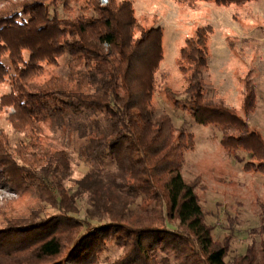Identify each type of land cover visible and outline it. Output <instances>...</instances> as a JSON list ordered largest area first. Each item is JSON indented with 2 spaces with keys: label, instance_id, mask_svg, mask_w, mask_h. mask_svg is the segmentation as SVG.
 <instances>
[{
  "label": "trees",
  "instance_id": "16d2710c",
  "mask_svg": "<svg viewBox=\"0 0 264 264\" xmlns=\"http://www.w3.org/2000/svg\"><path fill=\"white\" fill-rule=\"evenodd\" d=\"M211 35L206 25L184 38L175 58L183 98L164 93L195 124L219 130L225 152H245L244 171L264 175V136L246 121L253 88L245 81L241 112L205 97ZM162 59L161 27L143 25L130 0H0V86L9 88L0 109L11 110L10 126L23 135L12 144L0 130V183L58 211L0 221V264H98L107 245L120 250L108 264H264V240L225 261L226 242L212 238L194 184L180 174L191 135L154 113ZM46 127L77 140L88 166L70 181L71 194L70 154ZM106 163L114 168L104 171ZM77 197L88 204L83 218L72 215Z\"/></svg>",
  "mask_w": 264,
  "mask_h": 264
},
{
  "label": "rangeland",
  "instance_id": "374dc122",
  "mask_svg": "<svg viewBox=\"0 0 264 264\" xmlns=\"http://www.w3.org/2000/svg\"><path fill=\"white\" fill-rule=\"evenodd\" d=\"M130 1L143 25L160 26L162 29L163 59L155 74L154 113L168 114L174 128L190 133L192 148L183 153L180 174L186 182L194 184L205 213L204 221L212 229V238L219 243L226 242L225 261L231 262L241 256L248 245L258 247L264 240V175L244 171L248 155L240 150L225 152L219 144L221 132L195 124L187 114L173 106L164 88L169 87L178 99L183 98L185 83L175 65V58L184 38L191 35L197 26L208 25L212 35L208 67L203 75L205 97L241 112L244 83L247 81L257 102L246 121L250 128L264 136V0L239 7H220L203 2L186 5L173 0ZM64 61V58L59 60L58 70H63ZM161 75L164 76L162 80ZM8 91V86H0V95ZM8 111L11 110L0 109V130L14 144L23 135L10 126ZM44 135L70 154L71 174L64 184L69 188L72 185L70 181L79 179L88 170L78 156L77 140L70 143L67 136L62 138L59 132H50L47 127ZM103 168L104 171L112 170L114 166L106 163ZM75 189L72 185L70 194ZM74 205L77 212L72 215L83 218L88 208L86 198L77 197ZM31 210L41 211V217L58 213L49 205H39L32 193L16 192L0 183V221L28 218ZM119 254L117 247L107 245L99 256L98 264L111 263Z\"/></svg>",
  "mask_w": 264,
  "mask_h": 264
}]
</instances>
